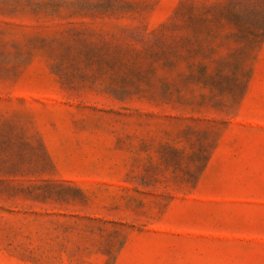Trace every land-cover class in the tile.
Masks as SVG:
<instances>
[{
    "label": "rangeland",
    "instance_id": "obj_1",
    "mask_svg": "<svg viewBox=\"0 0 264 264\" xmlns=\"http://www.w3.org/2000/svg\"><path fill=\"white\" fill-rule=\"evenodd\" d=\"M0 264H264V0H0Z\"/></svg>",
    "mask_w": 264,
    "mask_h": 264
}]
</instances>
